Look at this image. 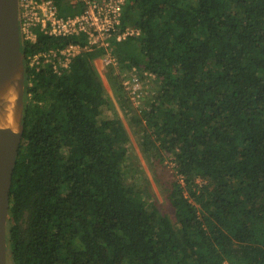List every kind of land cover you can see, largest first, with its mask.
I'll return each instance as SVG.
<instances>
[{
	"label": "trees",
	"instance_id": "16d2710c",
	"mask_svg": "<svg viewBox=\"0 0 264 264\" xmlns=\"http://www.w3.org/2000/svg\"><path fill=\"white\" fill-rule=\"evenodd\" d=\"M56 3L63 16L80 12ZM118 33L120 71L158 85L128 116L146 154L175 164L165 182L174 219L128 182L130 135L95 63L106 51L83 34L39 31L21 37L8 264H264V0H126ZM72 44L81 52L67 68L29 65ZM107 78L120 82L112 68Z\"/></svg>",
	"mask_w": 264,
	"mask_h": 264
},
{
	"label": "built area",
	"instance_id": "2783aa9c",
	"mask_svg": "<svg viewBox=\"0 0 264 264\" xmlns=\"http://www.w3.org/2000/svg\"><path fill=\"white\" fill-rule=\"evenodd\" d=\"M80 8L75 15L60 14L56 0H19L20 35L27 42H36L38 32L54 37L86 35L87 47L104 49L102 62L106 66H118L119 61L111 53V38L122 40L127 33L120 35L123 6L126 0H67ZM81 52L79 44L66 48H51L29 57V65H36L41 59L60 62L61 69L69 67L75 56ZM133 95L141 93L140 85L131 84L128 88ZM140 96V95H138ZM134 99V98H133Z\"/></svg>",
	"mask_w": 264,
	"mask_h": 264
},
{
	"label": "water",
	"instance_id": "95a60500",
	"mask_svg": "<svg viewBox=\"0 0 264 264\" xmlns=\"http://www.w3.org/2000/svg\"><path fill=\"white\" fill-rule=\"evenodd\" d=\"M20 69L19 115L0 117V264H8L7 227L14 170L24 136L25 63L19 24V0H0V90L8 72Z\"/></svg>",
	"mask_w": 264,
	"mask_h": 264
},
{
	"label": "rangeland",
	"instance_id": "374dc122",
	"mask_svg": "<svg viewBox=\"0 0 264 264\" xmlns=\"http://www.w3.org/2000/svg\"><path fill=\"white\" fill-rule=\"evenodd\" d=\"M103 57L98 58V61L95 62L104 79L107 94L110 100H112V110L109 112L114 113L115 111L123 119L131 139L129 158L126 166L128 182L145 186L147 194L150 195L149 198L151 197L150 199L157 201L161 205V208L174 219L173 208L167 199V185L165 182L171 181L173 175L175 176V164L169 162L168 158H164L162 164L157 163L154 158L146 154L142 147L141 135L136 132V126L131 123V119L128 116L135 110L138 112L141 106L146 105V102L150 101L158 88L157 82L153 77L137 69L121 72L117 66H106L102 62ZM111 68L114 74L119 76L124 88V91L121 93L123 96L118 91L120 82L115 81L112 83L107 78ZM135 83L139 84L141 89V93L137 95H133L128 89L131 84ZM129 109L132 112H129Z\"/></svg>",
	"mask_w": 264,
	"mask_h": 264
},
{
	"label": "bare ground",
	"instance_id": "6f19581e",
	"mask_svg": "<svg viewBox=\"0 0 264 264\" xmlns=\"http://www.w3.org/2000/svg\"><path fill=\"white\" fill-rule=\"evenodd\" d=\"M6 86L0 90V117L17 118L19 115L20 69H13L4 77Z\"/></svg>",
	"mask_w": 264,
	"mask_h": 264
},
{
	"label": "crops",
	"instance_id": "0c3cea01",
	"mask_svg": "<svg viewBox=\"0 0 264 264\" xmlns=\"http://www.w3.org/2000/svg\"><path fill=\"white\" fill-rule=\"evenodd\" d=\"M97 61H98V60H96V62H97ZM96 62H95V63H96Z\"/></svg>",
	"mask_w": 264,
	"mask_h": 264
}]
</instances>
